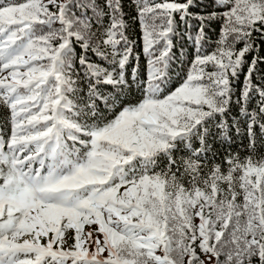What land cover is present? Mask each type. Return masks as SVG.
I'll list each match as a JSON object with an SVG mask.
<instances>
[{"label":"snow or ice","instance_id":"1","mask_svg":"<svg viewBox=\"0 0 264 264\" xmlns=\"http://www.w3.org/2000/svg\"><path fill=\"white\" fill-rule=\"evenodd\" d=\"M262 52L264 0H0V264H264Z\"/></svg>","mask_w":264,"mask_h":264},{"label":"trees","instance_id":"2","mask_svg":"<svg viewBox=\"0 0 264 264\" xmlns=\"http://www.w3.org/2000/svg\"><path fill=\"white\" fill-rule=\"evenodd\" d=\"M126 12H128L130 15H135V13L131 10L130 7H126ZM130 24L132 25L130 29V34L132 38H136L139 35V25L136 24L134 21H129ZM219 32V26L216 25L213 29L209 30V36L211 37L212 40V47H209L207 50L211 51L215 47V40L217 38V34ZM240 47V45H238ZM179 48L180 45L177 44L176 49L174 50L177 54L178 60L177 62H174L169 71L173 76V87L178 86V84L183 80V78L186 76L188 70H189V63L192 58V49L191 47L185 42V55L183 57L179 56ZM77 53H79V49H77ZM264 54V52H262ZM251 57H249V60ZM183 60V63H180V61ZM144 58L143 55H141V72L143 73V68H144ZM262 68H264V65H261ZM208 70H211L210 68ZM241 80H243V77H241ZM135 95L131 99H135ZM7 115V110L6 109H0V120L3 119L4 116ZM213 132H215V129H213ZM247 141L241 142L240 140H236L232 146L231 150L233 152H239L240 155L243 157L246 154V149L242 146V144H246ZM227 145H221L219 141H217L214 144V148L216 149L218 156L217 160L221 159L224 156L225 150L227 149ZM261 154H264V150H261ZM123 191V189H121Z\"/></svg>","mask_w":264,"mask_h":264}]
</instances>
